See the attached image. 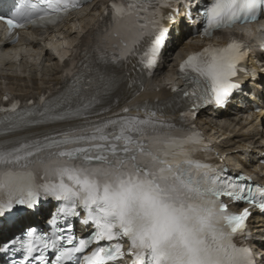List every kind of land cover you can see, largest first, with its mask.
Masks as SVG:
<instances>
[{
    "label": "snow or ice",
    "instance_id": "6c2138e0",
    "mask_svg": "<svg viewBox=\"0 0 264 264\" xmlns=\"http://www.w3.org/2000/svg\"><path fill=\"white\" fill-rule=\"evenodd\" d=\"M84 2L14 0L0 9V21L11 37L29 25L56 24ZM164 9L179 12L173 0H112L104 13L110 23L98 38L94 64H85L80 73L65 72L72 77L65 90L51 100L42 95L36 109L18 112V102L0 108L13 114L0 120L4 135L25 126L83 121L42 138L0 143V235L21 232L0 244V252L23 253L11 264H50L49 252L54 254L51 264H116L125 256L132 264H256L244 243L250 238L249 209L232 213L222 198L264 212V187L246 183L249 178L242 174L231 176L223 167L194 160L193 152L204 148L201 135L185 134L159 120L148 106L143 118L129 115L132 109L124 107L107 119H90L110 111L97 106L110 102L119 86L120 78L109 65L135 58L151 74L167 36L162 21L174 20ZM262 12L264 0H211L200 9L203 34L255 22ZM242 47L230 41L183 61L181 79L193 86L191 92L183 89L184 95L196 98V108L200 102L222 105L238 87L232 80L246 55ZM189 115L181 113L182 118ZM42 196L63 202L48 221L54 229L51 236L27 223L39 212ZM79 209L85 213L82 223L95 229L81 239L71 223L57 226L62 218L79 217ZM122 240L128 243L127 251ZM93 244L96 247L87 252Z\"/></svg>",
    "mask_w": 264,
    "mask_h": 264
},
{
    "label": "bare ground",
    "instance_id": "6f19581e",
    "mask_svg": "<svg viewBox=\"0 0 264 264\" xmlns=\"http://www.w3.org/2000/svg\"><path fill=\"white\" fill-rule=\"evenodd\" d=\"M105 2L106 0H97L90 9H83L80 12V17L75 14L58 32H52L44 38L39 34H35L32 35L31 40L28 36V44L25 45V48L16 49L14 58L2 63L5 67L0 71V97L4 92H9L21 100L30 99L32 95L39 94L46 89L51 90L52 94H57L61 89L60 69L63 59L73 57L76 53L79 44L87 34L90 24L95 19V13L99 11ZM179 25L181 26V34L185 33L187 31L185 20H180ZM63 37L64 41H62ZM21 41L25 42V39ZM51 43L57 46L62 59H53L52 54L48 51ZM173 49H175V54L173 52L174 58H184L190 52L199 51L201 47L198 42H195L193 44L184 43ZM255 55L258 61L252 60L248 64V69L251 72L261 74L264 85V56L259 49L255 52ZM170 57L169 52H164L154 72L152 85L149 87L148 92L136 100H140L143 96L153 99L155 95L160 96L161 100L164 99L166 95L162 90L165 84L164 78L168 79L173 76L175 69L168 68L165 71L172 62ZM19 64H22V67H29L32 73L26 75L23 70L22 75L18 74L17 67ZM169 79L172 80V78ZM157 89L160 90L159 93H156ZM257 90L262 91L263 88L258 87ZM171 100H174V98H168L165 102ZM247 110H241L240 106H237L226 108L224 113L218 114L204 111L199 114L197 119V125L214 141L216 149L225 154L228 159L237 162L245 170L251 169L259 160V156L264 153V141H262L261 134L264 129V107L258 114L245 120L242 118L245 116L238 114V112L244 113ZM47 129V127L33 128L15 134V137L22 138L28 133H40ZM251 243L260 256V264H264V227H255Z\"/></svg>",
    "mask_w": 264,
    "mask_h": 264
},
{
    "label": "rangeland",
    "instance_id": "374dc122",
    "mask_svg": "<svg viewBox=\"0 0 264 264\" xmlns=\"http://www.w3.org/2000/svg\"><path fill=\"white\" fill-rule=\"evenodd\" d=\"M22 69V64H21V68H18V70H21ZM168 68L165 69V71H167Z\"/></svg>",
    "mask_w": 264,
    "mask_h": 264
}]
</instances>
